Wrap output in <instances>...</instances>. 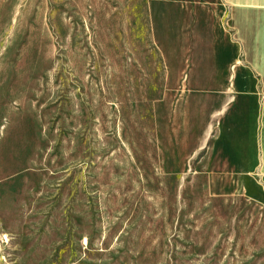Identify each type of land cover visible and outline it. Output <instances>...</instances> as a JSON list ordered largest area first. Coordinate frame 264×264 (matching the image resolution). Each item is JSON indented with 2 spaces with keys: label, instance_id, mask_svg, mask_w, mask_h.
Listing matches in <instances>:
<instances>
[{
  "label": "rangeland",
  "instance_id": "1",
  "mask_svg": "<svg viewBox=\"0 0 264 264\" xmlns=\"http://www.w3.org/2000/svg\"><path fill=\"white\" fill-rule=\"evenodd\" d=\"M132 4L0 0V264H264L261 202L159 168Z\"/></svg>",
  "mask_w": 264,
  "mask_h": 264
},
{
  "label": "crops",
  "instance_id": "2",
  "mask_svg": "<svg viewBox=\"0 0 264 264\" xmlns=\"http://www.w3.org/2000/svg\"><path fill=\"white\" fill-rule=\"evenodd\" d=\"M123 1L151 18L159 168L264 206V0Z\"/></svg>",
  "mask_w": 264,
  "mask_h": 264
}]
</instances>
